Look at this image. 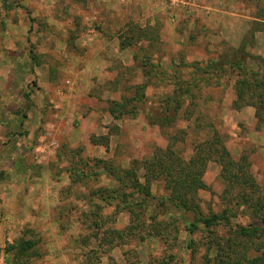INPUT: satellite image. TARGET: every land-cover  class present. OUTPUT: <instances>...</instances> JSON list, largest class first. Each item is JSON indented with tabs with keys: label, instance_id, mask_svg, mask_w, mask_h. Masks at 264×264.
Listing matches in <instances>:
<instances>
[{
	"label": "rangeland",
	"instance_id": "obj_1",
	"mask_svg": "<svg viewBox=\"0 0 264 264\" xmlns=\"http://www.w3.org/2000/svg\"><path fill=\"white\" fill-rule=\"evenodd\" d=\"M236 8L264 18V0H0V264H231L240 226L235 251L260 254L264 22L227 42Z\"/></svg>",
	"mask_w": 264,
	"mask_h": 264
},
{
	"label": "trees",
	"instance_id": "obj_2",
	"mask_svg": "<svg viewBox=\"0 0 264 264\" xmlns=\"http://www.w3.org/2000/svg\"><path fill=\"white\" fill-rule=\"evenodd\" d=\"M239 61V60H238ZM241 61L237 62L238 65H240ZM232 64H236V63H232ZM236 64V65H237ZM237 65V66H238ZM236 67V66H235ZM244 94H242L241 96H243ZM253 95V94H252ZM262 94H260V97ZM258 97H259V94H258ZM262 101V100H261ZM178 102H180L178 100ZM178 108V107H177ZM176 111H178V109H176ZM259 115V118L260 120H264V116L259 112L258 113ZM264 123V122H263ZM227 154V152H225ZM225 153L223 152L221 154V161H224L226 156H225ZM228 155V154H227ZM224 165V169L228 172V176L227 177H230L232 178L233 180L236 179L238 177V174H236L235 172H233L232 170V167H230V165H235V162H230V161H227L226 163L224 162L223 163ZM230 175V176H229ZM250 175V174H248ZM233 180L230 179V181L232 182ZM247 182L251 181L252 182V185H255L254 183V180L252 178V176H248V179H245ZM144 189L146 190L147 194H150V189H151V184H150V181L147 180V183L146 185H144ZM180 198H179V202L177 205H180V206H183V207H190V205H192L191 203V199L189 200V197L188 196H183L182 194H179L178 195ZM177 196V197H178ZM175 197V196H174ZM221 219L222 217H220V215L218 214H214L213 216H210V217H206V218H200L198 221H200L203 225L202 229L206 230L207 233L209 234V236L211 234H214V232L216 233V231L214 230V226L215 225H218L221 223ZM192 226L189 228V231L192 233H195V231L199 228V226H195V224H191ZM253 235V229L250 228V227H244V226H240L237 230L234 231V236L233 238L229 237L226 241L228 242L229 244V247H230V250H229V254H227L225 257L228 259V260H224V262L228 261L229 263L231 264H264V247L261 246L259 247V252L260 254L258 256H256L255 259L251 258V259H247L244 255L247 254V251L245 249V247L240 250L239 252H236V248L238 247L239 245V242L242 241V240H246L247 238H250V236ZM213 240H215L216 238L213 236L212 238ZM211 239V240H212ZM251 239V238H250ZM259 241H264V238L262 240H259ZM261 243V242H260ZM263 244V243H262ZM261 244V245H262ZM15 246H12V248L9 249V251H12L14 250V254L18 257L16 260H20V258L22 259L23 256H27L28 254H30V252H28L31 248H33V245H34V242L32 241H28V242H23V243H18V244H14ZM232 252V253H231ZM217 253V252H216ZM215 253V256H216V260L218 261V259L221 257L220 255L216 254ZM236 255L238 256L239 258L236 259V260H232L233 259V255ZM217 263V262H216Z\"/></svg>",
	"mask_w": 264,
	"mask_h": 264
},
{
	"label": "crops",
	"instance_id": "obj_3",
	"mask_svg": "<svg viewBox=\"0 0 264 264\" xmlns=\"http://www.w3.org/2000/svg\"><path fill=\"white\" fill-rule=\"evenodd\" d=\"M236 9L239 10L240 14L235 15L232 12L225 11L223 12V16H221L220 19V25L222 29L225 30L226 41L230 43L234 42V39L238 37V33L242 28V24L246 21L254 20L264 22V18L258 16V14H248L245 12L243 13L242 10H240L239 8ZM231 32L233 33V37L231 35ZM260 34L262 35L264 34V32H261ZM258 45V51L264 54V42L261 39L258 41Z\"/></svg>",
	"mask_w": 264,
	"mask_h": 264
}]
</instances>
